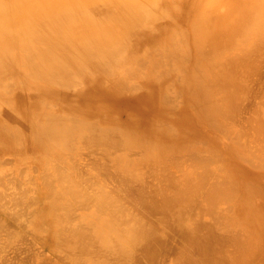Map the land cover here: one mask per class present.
<instances>
[{
  "label": "bare ground",
  "instance_id": "obj_1",
  "mask_svg": "<svg viewBox=\"0 0 264 264\" xmlns=\"http://www.w3.org/2000/svg\"><path fill=\"white\" fill-rule=\"evenodd\" d=\"M221 1L227 8L223 0H0V160L35 163L44 181L39 188L29 178L34 191L23 181L31 165L24 178L14 173L17 183L0 168L1 211L25 218L35 208L29 220L87 264L109 253L132 264L140 242L154 258L161 244L140 221L146 209L132 217L99 184L117 178L135 191L130 181L145 180L140 168L150 166L157 184L136 193L189 242L179 264L264 258V101L245 115L249 79L243 69L239 76L264 42V0H230L224 12ZM83 147L101 150L87 171L76 161ZM88 183L103 191L92 194ZM195 209L214 221L196 220ZM221 224L233 231L218 234Z\"/></svg>",
  "mask_w": 264,
  "mask_h": 264
},
{
  "label": "rangeland",
  "instance_id": "obj_2",
  "mask_svg": "<svg viewBox=\"0 0 264 264\" xmlns=\"http://www.w3.org/2000/svg\"><path fill=\"white\" fill-rule=\"evenodd\" d=\"M229 1L230 0H228V1L223 0V2H225V3L227 2L228 3L227 8L225 6L226 4L224 5L225 7L222 5V1H221L220 6L221 7L223 6V8H224L222 12H224L226 9L231 7V4H230L231 2L229 3ZM229 4H230V6H229ZM220 6H217V7H219L218 10H220V8H221ZM262 41H264V40H262ZM259 43H261V46H260ZM256 47L258 49H256ZM260 48H261V50H260ZM263 48H264V42L262 43L261 41L258 42L257 45L255 46V49L253 51L254 55L251 54V57L253 56L252 57L253 58L252 59V62H253L252 66H250V67L247 66V68L249 67L248 71H250V73H248V71L246 72L247 68H245L246 67L245 65L240 70V72L242 71V74L239 73L240 78L241 77L243 78L244 75H245V74L243 75V72L245 71L244 73H246V79L244 77L245 80L244 79L243 80L245 82L249 81L248 82L249 84L247 83L248 85L245 83L246 84L245 85V87H246L245 90L246 91L249 90V91H247L249 93V95H248V93L246 91L243 90L242 92H244L245 98H243L244 95L242 93L243 101H242V99L240 100V102H242V103H240L241 105L242 104H246L247 105V106L246 105H242L243 109H245V113H244L245 115L246 114L249 115V113L252 112V110H249L250 108H254L255 105H257L260 102L264 101V62H263L264 61V59H263L264 58V53H263L264 49ZM260 51L262 52L263 57H260L261 56V52ZM258 52H260V54ZM256 57H257V59H256ZM259 57H260V59H259ZM254 59H255V61H254ZM257 61H259V62H257ZM255 63H258V65L255 64ZM259 64H260V66H259ZM252 70H253V73H252ZM252 74H255V75L252 76ZM241 75H243V76H241ZM257 76H258V78H257ZM254 77H256V81L257 82L255 80H253ZM251 82H253V83H251ZM253 84H254V86H253ZM250 87H251V89H249ZM250 93H252V94H250ZM246 94H247V96H246ZM244 99H246V100H244ZM241 116H242V113L240 112L237 115L236 119L239 120L241 118ZM100 151L101 150L99 148L90 149L89 147H83V148L80 149V151H79V153H80L79 159L76 160V161H79L80 163H82L83 169H85L87 171V169L92 167L93 159H99L100 158ZM6 156H8V155H5V158L4 157L1 158V160H3V158L6 159V160H3V161L0 160V163H1L0 164V168H3V170L4 169L8 170V171L7 170L5 171V172L8 173V174H6L7 177H8V175L11 172V175H9L10 179H11L10 176L14 175V173L15 174L20 173V175H19L20 178H24L25 176H21V175H23L25 172H26L25 175L27 173L30 175V173L27 172V171H29L32 167L34 168L36 166L35 163H34V166H33L31 163H28V162H21V163L18 164V161H16L15 159L10 158V156H8V158ZM133 157H135V156H133ZM30 165L32 167H30ZM27 166H29V167L27 168ZM149 167L150 166H147V168H140V171L142 173H145V176H143V178H141V179H145V180L142 181V180L135 179L132 182L130 181V183H132V185H133V188H135L136 190L140 189L141 187H143V188L144 187L145 188L149 187L152 190L153 187L157 184V181H156L157 178L155 180L154 176L149 175L150 172L147 171L149 169ZM33 168L31 169L33 171L30 170V172H32L30 176H32V177H30V176L27 177L26 176L23 181L26 180V183H28L27 185L30 184L31 180L35 181L36 182V186H37V182L41 181L42 183H38V187L41 188L43 186V184H44V181L42 180L43 177H41L40 174H39L41 172L40 171L37 172L38 171V170H36L37 167H35L34 169ZM16 169H17V173H16ZM13 170H15V172ZM93 170H95L94 172H97L96 169L93 168ZM22 171L23 172L25 171V172L22 173ZM177 174H179V173H177ZM14 177H16V178H14ZM14 177L12 176L11 180L13 181V178H14V180L16 179L15 181L17 183V176L14 175ZM26 178L28 179V182H27ZM29 178H31V180H29ZM105 179H102V183H99V184H101V185L105 184V187H104L105 191L113 192V193H115L118 196L121 195L120 198L124 199L123 203L124 204L126 203V205L130 204V206L128 205L129 206L128 209L132 207L133 211L130 210L134 214V215L133 214L131 215L132 217L135 216V215L139 217L138 214H140L142 211H144L146 209L144 212H142V213L145 214V216H144V214L142 215V213L140 214V216L142 218H145V219H142L141 217H139L141 219L140 221L145 220L146 222H143V223H146L145 225H148V226L153 225L155 227L154 229H156V233L154 234V237L159 239V242L161 244L160 247L157 246V249L158 248L159 249L157 250V253L154 256V258H151V257H148V255L146 254L145 249H144L145 247L140 242L141 245L139 244V246L138 247L136 246V248H135V250L136 249L137 250L135 251L136 255L134 256V260L132 259V264L136 260L137 261L134 264H140V262H141V264H179L180 252L183 249H185L186 247H188L190 249L189 242H187L186 238L184 236H182L181 231L178 228H176L175 226H172L171 224L167 223L165 221L166 218H165V220L163 219V217L166 216V215H164V213L162 214V212H159V211H157L156 213L149 211V209H147V208H149V206H147L148 204H146V202H144V204H143V201H141V198L138 199L136 190L133 191L130 188L128 190H125V188L123 187L122 183L119 184L120 182H122L120 179H117V178H116V180H115V178L114 179L113 178H109V179L107 178L106 180ZM11 180H9L10 183H11ZM118 180H119V182H118ZM152 181L154 182V184H152L153 187L150 185L152 183ZM35 182L30 184L32 186V189L35 188V185H32ZM133 182H136L138 186L136 185V183H133ZM142 182H144L145 184L142 183ZM149 182H151V183H149ZM39 184H41V185L39 186ZM148 185H150V186H148ZM118 186H120V187H118ZM86 188L91 190L92 194H94V193H96L98 191H103L101 187H99L97 185H94L92 183H88ZM120 188L123 189V190H121ZM38 189H36L37 190V195L40 196V193H38ZM34 191H32L31 193H33ZM117 191L118 192L120 191V193L117 194ZM129 191H130V193H132L135 196V197L132 196V194L129 196L131 199L133 197L135 198V201H134V198L132 199L133 203H132V200L128 197V195L130 194ZM126 192H128V193H126ZM137 192H138V190H137ZM11 193L15 194L16 192L14 190H12ZM149 193H150V191H149ZM33 194H31V195H33ZM35 194H36V192H35ZM150 194H148V195L151 196ZM136 196H137V198H136ZM127 197L129 199H126ZM137 199H138L139 203L136 202ZM127 202H128V204H127ZM135 202H136L137 205L135 204ZM133 204H135V206H132ZM220 205L222 206V209L225 206V204H223V203H221ZM133 207H135V208L133 209ZM140 207L144 208V210L141 209ZM22 208L23 207H21V210H25V209H22ZM26 208H27L26 211H30L31 210V208H29L28 206ZM139 208H140V210H139ZM34 209L32 208L33 213H34ZM135 209H136V211L137 210H139V211H137V213H134ZM218 209H221V208H218ZM222 209L220 211H222ZM1 210H2V208L0 209V216H1L0 220L1 219L3 220L2 225H4V226H2L1 223H0V225L2 227V228L0 227L1 228L0 229V264H85V263L87 264V262L85 261L84 258L77 257L78 256L77 253H80L79 249L77 250L75 248L76 249V253H75L74 250H70V249L66 248L65 245L57 244L52 239L47 238L45 230H44L46 227L45 226L44 227L40 226L38 224L36 225L35 223H32L29 220V219L32 218V214H33L32 212H28V214H24L25 218H21V217H18L16 215L10 213V212L9 213H4ZM80 210L81 209H79L78 212ZM211 215L212 214L207 209H195L193 211V216H194L193 218H195L196 220H200L201 222L205 221L204 223H207L208 225L211 224L214 221V217H212L213 215L212 216ZM211 219L213 220L212 222H210ZM207 224H206V226H207ZM225 227H227V226H225V224H224V227L221 224V227H220L221 229L220 230H222V229L223 230L222 231L219 230L218 234L220 233V235H224L223 232L225 233V231H224V230H226ZM205 229H207V228L204 227V229H203L204 232L206 231ZM226 231H227L226 232L227 234L226 233L225 234L229 235L233 231V229L227 227ZM182 238H183V240H182ZM161 242H163V243H161ZM228 244L229 243H227V245H226L227 249L231 248L228 251H230L231 253H234V251L237 249L235 247L236 245L235 244H234L235 246L231 245L232 243H230L229 245ZM158 245H159V243H158ZM181 246H183L184 248H182ZM228 246H229V248H228ZM234 248H235V250H234ZM191 249H190V251H191ZM101 253L102 252L99 253L100 256L107 254V252H105L104 254L102 253V255H101ZM81 254H83V253H81ZM113 254H114V252H113ZM115 254H117V253H115ZM99 255L93 254V255H87V256H89V258H90V256H92L94 259H96V257L99 256ZM109 255L111 257H109ZM83 256H86L85 253H84ZM87 256L85 257L86 260H88ZM94 256H96V257H94ZM115 256L112 255L111 253H109L106 256H104L105 258L103 256H102L103 258H101V257H97V258L98 259L101 258L102 260L99 259V261H101V262L104 261V262H102L103 264H105V261L107 262L108 259L112 260V262L108 260V263H106V264H109V262H110V264H112L113 262H115L113 264H119V263L122 264V263H124L126 261L124 258L120 259L119 257H121V256L118 255V254L115 255ZM135 257H137V258L135 259ZM106 258H107V260H106ZM117 258H119V260H121V261L118 262ZM198 258H201V257L199 256ZM261 258H263V257L262 256L258 257V259L255 258V261H252V264H264V258L263 259H261ZM115 259H117V260H115ZM138 260H139V262H138ZM253 260H254V258H253ZM83 261L85 263H83ZM102 263H98V264H102ZM124 264H128V262L127 263L125 262Z\"/></svg>",
  "mask_w": 264,
  "mask_h": 264
}]
</instances>
